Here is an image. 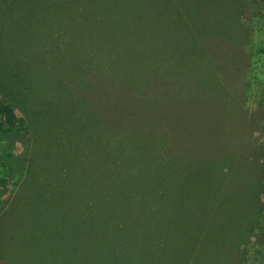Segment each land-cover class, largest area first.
I'll return each mask as SVG.
<instances>
[{
	"label": "rangeland",
	"instance_id": "374dc122",
	"mask_svg": "<svg viewBox=\"0 0 264 264\" xmlns=\"http://www.w3.org/2000/svg\"><path fill=\"white\" fill-rule=\"evenodd\" d=\"M207 2L200 29L226 61L200 64L183 133L199 140L194 155L226 157L209 163L82 112L91 100L110 109L115 92L129 102L118 114L151 115L137 89L160 109L186 88L161 79L188 67L163 41L131 35L133 59L105 13L0 0V264H264V0ZM213 67L219 92L203 88Z\"/></svg>",
	"mask_w": 264,
	"mask_h": 264
},
{
	"label": "trees",
	"instance_id": "16d2710c",
	"mask_svg": "<svg viewBox=\"0 0 264 264\" xmlns=\"http://www.w3.org/2000/svg\"><path fill=\"white\" fill-rule=\"evenodd\" d=\"M68 1L71 6L91 10L92 17L95 20L100 19V17L94 11L105 13L106 17H113L112 21L114 24L121 28L123 46L128 45V47L131 46L135 49V52L131 54V58L140 57V49L135 45V41H132L131 35L137 37V34L144 35L148 33L155 43L161 44V41L164 42L165 45L161 44L160 47L165 51V54H163L167 58L178 60L179 64H183L182 62L188 64L183 75L176 76L173 74L172 76L161 78L162 80L172 82V86L184 83L187 84V87L171 95L170 99L160 96L158 98L161 104L160 109H156L154 106L152 96L144 101L142 97H144L145 93H140L138 89L135 91L137 96V101L135 102L137 104L148 102L153 106V109L150 110L153 112L151 115H148L146 110H137L133 115H130L132 111H126L121 115L118 114L119 111L127 108L125 104L129 102L119 98L115 92L106 94L108 103L112 105L110 109L93 105L94 101L91 100L86 101L87 112L84 110L82 112L96 121H101L108 129L104 130L108 131L109 134L124 136L126 140H132L131 138H133L134 140L155 145L162 152L181 153V155L190 156L207 163L224 161L226 157L221 153V150L213 156L201 154L202 156L199 157L194 155L193 153L198 152V148H200L198 145L199 140L197 138H188L185 135L190 128L188 120L197 115L198 107V101L195 102L197 95H194L193 89L188 87L190 86L189 83L192 80L193 83L198 81V76L203 73L204 66L201 67L202 64L213 66V61L216 62L218 59L220 61L225 60L219 58L221 54L220 47L222 48V46H218V43L221 41L218 38L216 41L214 29L211 27L206 34L200 29L205 14L203 8L209 5L208 0ZM148 34H146L147 38ZM207 71L209 77L205 80L207 84L203 85V88L212 90L217 85L218 88H214L213 90H220V85L216 84L217 79L214 76V67ZM207 73L206 75H208ZM94 90L96 89L94 88ZM178 93L181 94L178 95ZM222 94L228 97L227 93L222 92ZM156 95L157 93L154 96ZM94 96L95 100L99 101L97 98L100 95L95 93ZM215 99L219 101L218 98L215 97ZM194 108L196 109L195 112L193 111ZM125 114L128 117L123 118ZM1 122L2 120H0ZM191 126L193 125L191 124ZM4 130L9 132L8 129L4 128ZM213 135H217L216 132L209 134L210 137ZM8 184V179L0 176V185L6 187Z\"/></svg>",
	"mask_w": 264,
	"mask_h": 264
}]
</instances>
